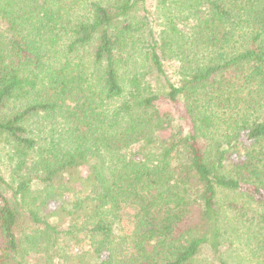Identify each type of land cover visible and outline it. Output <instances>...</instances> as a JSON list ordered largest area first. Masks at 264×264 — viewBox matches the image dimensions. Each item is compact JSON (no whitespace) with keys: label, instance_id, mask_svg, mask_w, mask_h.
I'll use <instances>...</instances> for the list:
<instances>
[{"label":"trees","instance_id":"obj_1","mask_svg":"<svg viewBox=\"0 0 264 264\" xmlns=\"http://www.w3.org/2000/svg\"><path fill=\"white\" fill-rule=\"evenodd\" d=\"M0 264H264V0H0Z\"/></svg>","mask_w":264,"mask_h":264},{"label":"rangeland","instance_id":"obj_2","mask_svg":"<svg viewBox=\"0 0 264 264\" xmlns=\"http://www.w3.org/2000/svg\"><path fill=\"white\" fill-rule=\"evenodd\" d=\"M125 228L129 230V228H130V223H127L126 226H125Z\"/></svg>","mask_w":264,"mask_h":264}]
</instances>
